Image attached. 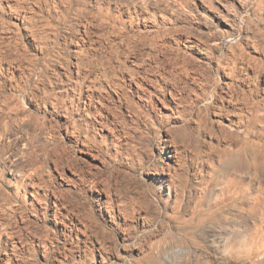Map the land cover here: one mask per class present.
<instances>
[{
	"label": "rangeland",
	"instance_id": "rangeland-1",
	"mask_svg": "<svg viewBox=\"0 0 264 264\" xmlns=\"http://www.w3.org/2000/svg\"><path fill=\"white\" fill-rule=\"evenodd\" d=\"M219 1L0 0V264H264L260 216L217 208L210 182L247 130L228 118L264 101L244 68L264 71V0H245L236 35ZM151 74L178 113L137 101L128 75ZM161 167L184 184L177 219Z\"/></svg>",
	"mask_w": 264,
	"mask_h": 264
},
{
	"label": "bare ground",
	"instance_id": "bare-ground-1",
	"mask_svg": "<svg viewBox=\"0 0 264 264\" xmlns=\"http://www.w3.org/2000/svg\"><path fill=\"white\" fill-rule=\"evenodd\" d=\"M259 2H262V0H258V3ZM6 5L10 7V4H8V2L6 3ZM231 6H234L235 9L234 8L232 9ZM246 7L247 6L245 5V0L244 1L232 0L231 3L219 1V6L213 7L211 11H212V16L214 17L218 25H222L223 27H225L231 33V35H236L238 34L237 24L241 21L242 19L241 14L246 11ZM190 43L192 47L196 48L197 50L200 49L199 48L200 44L198 42L190 41ZM251 48H252L251 51L253 53L257 55H263L264 58L263 53H259L257 49L253 46ZM245 61L246 62H244L245 64L244 68L250 73L251 76L257 79L260 85L259 88L258 87L257 88L260 89V91L263 92L264 94V71H259L262 66L259 68V70H257V67L260 65V63L259 61H256V59H254L253 57L245 59ZM128 76L129 77L127 81L130 87L132 88L133 95L136 96L137 101L139 103L146 104L149 100L155 98L156 102L161 103V107L165 108V110H167V112H169L170 114L179 112L178 109L179 97L176 93V89L172 86V84H169L167 82L164 83L162 77L152 74L150 76L143 75L141 77V80L134 79L135 77L133 78L132 75H128ZM253 90L255 89L253 88ZM250 93L251 92H249V94ZM255 100L258 101V98ZM252 101H254V99ZM240 103L243 102L241 101ZM243 105L245 104L243 103ZM249 108H251L250 112L249 110H247V114H244V116L236 112L237 114L228 118L229 122L239 129H241V127L245 123L247 130L244 131L242 135H238L236 133L237 134L236 137L235 134H232V136L234 135L233 138L235 137V141L231 145L229 143L230 146L222 150L221 157L219 158V161L221 160L220 165L215 166L216 169H213L211 173L212 181L210 182H216L220 188L219 194L218 193L215 194L216 197L213 201L217 203L218 206L217 208H225L227 206H233L234 208L243 209L246 212H250L257 215L256 217L260 216L261 221L263 222L262 224H264V101L253 104L252 107ZM256 126L260 127L259 133L262 134V137L261 136L258 137L259 134L257 137H252V133H254L253 128H256ZM231 140L232 139H230V141ZM166 141L168 142L166 149L167 157L173 163L178 164L179 157L181 154L180 145L175 141V139L172 136H169L166 139ZM152 174L153 177L159 182V186L156 190L157 200L158 201H160V199L162 200L161 197L164 196L163 194H165L167 198L169 197L176 198L177 202H175L176 203L175 211L173 212L172 215L169 214L167 216L174 217L176 219L179 218L178 206H180V202L181 200H183L182 198H180V194L184 190V184H182V182L179 181L178 174L176 176V174L174 172L172 173L170 169L165 170L163 167L155 170ZM210 182H208V185H212V183L210 184ZM209 188L211 189V186H209ZM104 194H105L104 196H107L105 192ZM202 199H203L202 196L199 197V199L194 202L195 205L199 200ZM140 200L143 203L147 202L145 197H143ZM165 203L166 202L164 201L163 204L162 203L161 204L164 206ZM196 208L199 207L196 205L194 209ZM159 210H160L159 213L161 214L162 207L159 206ZM192 212L194 214V210Z\"/></svg>",
	"mask_w": 264,
	"mask_h": 264
}]
</instances>
